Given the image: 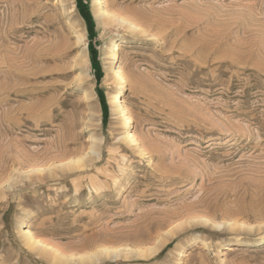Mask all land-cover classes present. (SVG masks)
<instances>
[{"label": "rangeland", "instance_id": "rangeland-1", "mask_svg": "<svg viewBox=\"0 0 264 264\" xmlns=\"http://www.w3.org/2000/svg\"><path fill=\"white\" fill-rule=\"evenodd\" d=\"M0 264H264V0H0Z\"/></svg>", "mask_w": 264, "mask_h": 264}, {"label": "bare ground", "instance_id": "bare-ground-1", "mask_svg": "<svg viewBox=\"0 0 264 264\" xmlns=\"http://www.w3.org/2000/svg\"><path fill=\"white\" fill-rule=\"evenodd\" d=\"M104 1L105 0H98V3L100 4V3L104 2ZM105 10H106V8H105ZM100 13H101V16H103L105 19L110 18L109 13L107 11H104L102 8H101ZM75 36H76V42H77V44L79 46H84L81 49L80 54L85 55L86 54V42H85V39H84L83 35H81L78 32H75ZM126 43H127L126 41H120V42H116V43L113 44V49H112V51H113V53H112V59H113V61L118 60V57H119L118 51L122 47H125L126 46ZM116 77H117L118 80H120V81L123 82L125 76H124V73L122 71V67H120V66L117 67ZM113 99H114L113 100V104L117 107L118 110H120L121 114L123 115V113H125V110L126 109L124 107V104L122 103L123 100H122L121 96L119 94H116ZM131 122H132L131 121V117L126 118V125L129 124V123H131ZM128 135H130V134H128ZM31 227H32V222L31 221H27L26 224H25V226L22 227V231H23L24 234L29 233V235H26L28 241L30 243H32V244L35 243V244L41 245L43 247H47L48 244L44 243V241L43 242H40V241H38V240L35 239L36 237L33 236V233H31V230H30Z\"/></svg>", "mask_w": 264, "mask_h": 264}]
</instances>
